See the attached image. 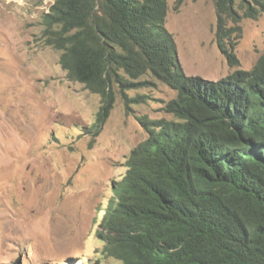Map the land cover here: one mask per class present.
Returning <instances> with one entry per match:
<instances>
[{"label":"trees","instance_id":"trees-1","mask_svg":"<svg viewBox=\"0 0 264 264\" xmlns=\"http://www.w3.org/2000/svg\"><path fill=\"white\" fill-rule=\"evenodd\" d=\"M214 2L217 48L236 66L231 35L264 0ZM166 14V0H53L44 15L40 39L60 53L66 78L100 96L92 141L115 89L127 111L143 98L126 92L153 85L142 77L176 92L164 106L171 120L137 118L148 136L98 224L102 254L122 264H264V54L218 81L187 76Z\"/></svg>","mask_w":264,"mask_h":264},{"label":"rangeland","instance_id":"rangeland-1","mask_svg":"<svg viewBox=\"0 0 264 264\" xmlns=\"http://www.w3.org/2000/svg\"><path fill=\"white\" fill-rule=\"evenodd\" d=\"M166 1L165 28L187 76L218 81L264 54V11L231 35V66L215 42L214 0ZM51 4L0 0V264H122L102 254L98 224L130 152L148 136L137 118L171 120L164 106L176 92L142 77L153 85L127 91L143 98L127 111L115 89L92 141L100 96L69 81L60 53L40 39Z\"/></svg>","mask_w":264,"mask_h":264},{"label":"built area","instance_id":"built-area-1","mask_svg":"<svg viewBox=\"0 0 264 264\" xmlns=\"http://www.w3.org/2000/svg\"><path fill=\"white\" fill-rule=\"evenodd\" d=\"M51 1V3H53V0H50ZM48 12V11H47Z\"/></svg>","mask_w":264,"mask_h":264},{"label":"bare ground","instance_id":"bare-ground-1","mask_svg":"<svg viewBox=\"0 0 264 264\" xmlns=\"http://www.w3.org/2000/svg\"><path fill=\"white\" fill-rule=\"evenodd\" d=\"M96 230V229H95Z\"/></svg>","mask_w":264,"mask_h":264}]
</instances>
